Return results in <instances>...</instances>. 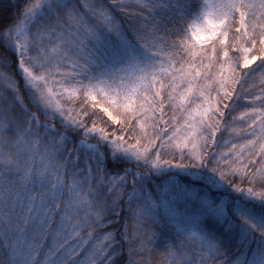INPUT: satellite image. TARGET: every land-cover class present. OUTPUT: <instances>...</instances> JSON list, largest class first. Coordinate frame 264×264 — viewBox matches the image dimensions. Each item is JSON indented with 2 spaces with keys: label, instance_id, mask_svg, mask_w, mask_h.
<instances>
[{
  "label": "snow or ice",
  "instance_id": "6c2138e0",
  "mask_svg": "<svg viewBox=\"0 0 264 264\" xmlns=\"http://www.w3.org/2000/svg\"><path fill=\"white\" fill-rule=\"evenodd\" d=\"M0 264H264V0H0Z\"/></svg>",
  "mask_w": 264,
  "mask_h": 264
}]
</instances>
